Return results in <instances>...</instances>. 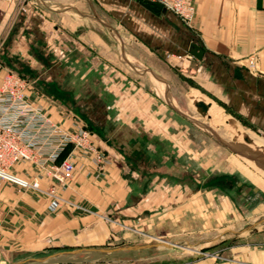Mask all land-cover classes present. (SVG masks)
<instances>
[{"label":"crops","instance_id":"0c3cea01","mask_svg":"<svg viewBox=\"0 0 264 264\" xmlns=\"http://www.w3.org/2000/svg\"><path fill=\"white\" fill-rule=\"evenodd\" d=\"M195 2L190 28L140 0H0L5 70L25 76L50 98L45 107L56 122L71 126L57 104L80 113L112 162L97 175L90 159H76L74 178L54 211L48 196L1 186L0 209L11 228L0 229V264L89 262L85 251L102 247L114 232L104 217L108 207L136 213V206L126 208L127 183L162 180L144 169L155 160L166 163V149L189 148L195 101H210L209 113L217 118L220 110L264 120V0ZM193 44L203 49L201 60L191 56ZM71 72L84 73V98L62 87ZM13 173L34 176L28 165ZM53 184L42 181L44 188ZM12 226L19 227L15 234ZM243 264H264V255Z\"/></svg>","mask_w":264,"mask_h":264},{"label":"rangeland","instance_id":"374dc122","mask_svg":"<svg viewBox=\"0 0 264 264\" xmlns=\"http://www.w3.org/2000/svg\"><path fill=\"white\" fill-rule=\"evenodd\" d=\"M81 74L68 73L62 87L84 98ZM44 101L47 98L41 101L45 107ZM195 103L192 113L197 120L187 135L191 150L166 149V163L155 160L154 167L144 169L162 174V180L152 176L141 183H127L126 208L136 206V213L120 214L122 207L111 204L104 217L114 232L102 247L85 251L89 258L85 264H243L249 256L264 255V189L243 172L245 168L264 181L260 173L264 154H257L256 146L245 141L253 136L264 143V120L220 110L219 118L213 113L202 116ZM56 107L73 120H82L71 107ZM67 186L56 182V194ZM67 203L83 212L78 203Z\"/></svg>","mask_w":264,"mask_h":264},{"label":"built area","instance_id":"2783aa9c","mask_svg":"<svg viewBox=\"0 0 264 264\" xmlns=\"http://www.w3.org/2000/svg\"><path fill=\"white\" fill-rule=\"evenodd\" d=\"M149 1L162 4L187 27H193L197 17L195 0ZM255 63L256 58L253 57L250 64L253 66ZM0 70L4 72L0 85V187L12 185L19 192L48 196L53 200L54 211L63 202L55 192L56 182L67 186L74 177L76 159H90L98 175L111 164V158L97 147L83 120L75 121L70 113L65 112V117L73 120V124L66 127L63 122H56L41 103L44 98H50L32 81L17 72L5 70L1 61ZM68 149L67 157L61 160ZM24 164L30 166L34 176L26 178L13 173L15 167ZM43 179L55 184L44 188ZM7 222V214L0 209V229L10 231ZM18 229V226H12L11 230L15 234Z\"/></svg>","mask_w":264,"mask_h":264},{"label":"water","instance_id":"95a60500","mask_svg":"<svg viewBox=\"0 0 264 264\" xmlns=\"http://www.w3.org/2000/svg\"><path fill=\"white\" fill-rule=\"evenodd\" d=\"M142 2H144L145 6L147 9L159 14L161 12L166 11V9L164 8V6L158 2H154V1H148V0H140ZM193 51L191 52V56L201 60L204 56V51L203 49H201L198 45L193 44L192 45ZM196 108L198 109V112L202 115V116H206L209 112L210 109V105L203 102V101H197L195 103ZM245 140L247 142H249V139L247 137H245ZM263 169H264V162L261 164Z\"/></svg>","mask_w":264,"mask_h":264},{"label":"bare ground","instance_id":"6f19581e","mask_svg":"<svg viewBox=\"0 0 264 264\" xmlns=\"http://www.w3.org/2000/svg\"><path fill=\"white\" fill-rule=\"evenodd\" d=\"M149 1V0H148ZM210 111V109H209ZM209 113V112H208ZM249 139V142L247 143H252V145L256 146V148H254L255 152L259 155H263L264 154V143L262 141H260L258 138H254L253 136H251V138L249 136H246ZM250 145V144H249ZM248 153V152H247ZM251 156H253V153H250ZM260 159V158H259ZM261 163V162H260ZM259 163V164H260ZM263 163V162H262ZM257 164V163H256ZM241 169V168H240ZM244 169V170H243ZM241 170H243L244 174L247 175L251 180H253L255 183H257L258 185H260L263 189H264V181L261 180V178H258L256 176H254L253 174H251L247 169L243 168ZM261 174H264V171L260 172Z\"/></svg>","mask_w":264,"mask_h":264}]
</instances>
